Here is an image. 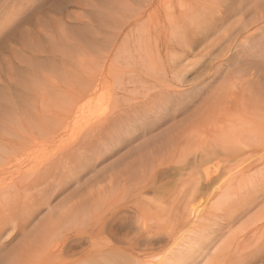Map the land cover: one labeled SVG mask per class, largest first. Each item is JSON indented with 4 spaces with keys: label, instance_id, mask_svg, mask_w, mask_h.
I'll return each mask as SVG.
<instances>
[{
    "label": "bare ground",
    "instance_id": "1",
    "mask_svg": "<svg viewBox=\"0 0 264 264\" xmlns=\"http://www.w3.org/2000/svg\"><path fill=\"white\" fill-rule=\"evenodd\" d=\"M246 1L247 0H245V1L242 0L241 3L244 4ZM121 2H123V0H121ZM157 2H158V0H157ZM161 3H163V2H161ZM260 3L263 4V6H264V0ZM92 5H95V4L92 3ZM105 5H107V6H105ZM105 5L101 6V8H99L98 10H102L105 7L110 6L108 4H105ZM97 6L99 7L100 5L96 4V7L95 6H93V7H95V9H96V8H98ZM148 6H149V4H148ZM260 6H262V5L259 4V7ZM102 7H104V8H102ZM205 7H207V6H205ZM244 7L242 8V6L241 7L239 6L236 9L230 8V9H228L229 12H227V13L225 12V14H223L225 16V18L228 15L226 19L224 18L225 20L220 19L219 22L217 21L216 23H214L212 21L213 22L212 24L209 23V25L207 24L206 26L204 25L203 27L198 26L200 24H194L196 26H192L190 28L187 25L186 26L184 25L185 28L188 27L187 29L194 28V30L192 32H193V34H196V31H197V35L199 36V40L195 39V36L192 37L193 34L190 33L191 31L188 32V31H186V29H184L181 26H180V29L176 28L177 31L175 30L176 33H174V11L173 10L172 11L167 10V9L162 10V9H160L161 8L160 7V8H158V11H156L157 9L156 10L154 9L156 12H154V10H153V12L152 11L150 12L149 9L139 8L138 11L134 10L135 12L132 10L135 14L132 11H131V13H129L130 10L128 11V15L131 16V17L129 16L130 18L128 17L127 13H125L127 16H124V17L129 18V20H127L128 18H126V20L122 19L125 22H123L121 25L126 23V25L125 24L123 25V27L125 26V29H120L118 33L112 29V31H113L112 33L114 34V32H115V33H117V35H114L113 36L114 39L111 38V41H110V45H111L110 48L112 47L111 48L112 50L110 48H109V50H111V54L108 55L109 53H107L108 58L105 61H102V62H101V60L96 61L93 65L91 64L90 68H89V65L87 66L88 70H90V71H87L90 73L89 76H91V74H92L93 75L92 79H94V80L89 79V81L91 80L90 82H92L94 85L92 86V83L86 82V84L87 83L88 84L86 86H84V88H83L84 90H86V92L83 91L82 94L86 93L85 97H87V99H89L88 98L89 95H87V92L91 91L90 92L91 94L88 93L91 96L92 93H94V89L98 88V87L95 88V84H96L95 82L96 81H95L94 77L97 78L99 76V77L103 78V76H106V75L109 77V74H113L114 72H116L115 76H117L118 84H120V85H118V86L113 85L114 87H111V85L108 84L111 87V89L110 88L108 89L107 87H106L107 89H104V87H103L102 89H104V90L101 89V90L97 91L98 90L97 89L95 91V93L93 94V97L91 96V99H89L90 101L88 100V102H87V104L90 105V108H91V104L95 105V107H92V109L86 107V109L88 108V110H86V111H83L84 109L81 110V112L83 111L82 112L83 114L81 113L82 114L81 116L76 117L77 115L76 116L74 115L75 118L73 117L74 119H78L80 121L79 122L80 126L78 128L72 129L73 127H71V129H69L67 127L68 126L67 124L64 125V123H66V122L62 123L61 121H57V123H55L51 127V129L48 128V131L46 133H50V136L52 135L53 138L54 137L55 138H64V137L69 138L70 137V139L72 140V143L69 142V146L66 144L67 146L65 149L63 148V150H54V151L48 150V152H45L43 149L44 146L42 148V146H41L42 144H41L40 145L41 147H39V148H42L43 151L42 150L41 151L44 152L45 154L48 153L46 155L47 157L44 161L40 162L41 159L43 160V158H40L41 156L40 157H39V155L37 156L38 158H40V160H39L36 156L32 155L33 157H36L35 159H37L38 162H40V163H37V162H36L37 164H35V162L31 163L32 164L31 168L28 167L29 166L28 161L19 160V159L16 160V156L12 155L15 158L14 161H16L15 166H17L18 169L20 168L22 170L23 169L25 170L26 168H24V167L28 168V170L27 169L25 170V173L21 172L22 176H20L19 178L14 176V177H16V179H14L13 176H12V178H10L8 176L10 178V179L8 178L9 183L12 185V188H14L13 190H15L16 189L15 187H17L18 188L17 192L18 191L19 192L20 191H26V190L28 192L29 189L32 190V188L33 189L37 188V191L35 190L36 194H33V196L34 197H35V195L39 196V198L37 197L38 199L35 197L37 200H34L33 196H32L33 198L31 197L32 198L31 199L30 198L31 195L29 196L28 200L31 199V200H33L34 203H30L32 201H28V200H27L28 201L27 203H26V201L22 202L23 205H21V203H20V206H22V207H24V205H25L24 203H26L25 206H27L28 208L27 207L26 208L29 210H27L25 212L26 208L24 207L25 210L23 208L22 209L24 210L23 212H25L24 217L27 216L28 217L27 220L30 221V222H28L29 223L28 225L23 224L21 229L25 232L26 229L31 228L29 226L34 224L36 220L39 221V224L36 227L33 226L34 228H31V230L29 231L30 232L29 234H32L33 230L36 232V234L33 233L34 236H32V237H30V235L27 237L26 236L27 232L26 233L22 232V233H24V235L26 234L25 237H27V238L22 240L21 245L19 246V249H18L19 253L14 254V255H17V257H20V259L21 258L24 259L23 260L24 263H25V258H26V261H29V262H32V260L33 259L35 260V258H36L34 264H49L45 260L48 257L45 258L46 255L44 256L42 253L46 254L47 252L58 251V254H59V252H61L60 254H63V253L67 254L70 252L71 253L70 258H68L67 260H65V262H62L60 264H78V262H79V258L77 257L78 254H77V252H74V250H76L77 247L82 246L81 239H90L91 245H90V247L84 249L83 253H86V255H88V256H90L91 254L94 256L100 255L99 258H102V260H104L106 262V264H113V261L109 259L110 258L109 256L111 254L115 255L114 251H118L120 253H125V252L128 253V258L130 260H133V258L135 257L136 263H132L127 257L126 258L121 257L120 261L124 264H215L216 261L214 258H217L218 253H221V252H224V253H227L228 255H230L232 258V261H233V262L231 261V263H233V264H264V188H259V187H255V186L248 187V185H246L247 187H245L244 185L241 186V184H240V183H243L242 180L245 179L244 178L246 175L245 173L248 172L249 169H251V168L244 166L240 170H237L236 172L234 171L233 174L231 173L230 175L227 172H225V173L220 172L221 174H218V176L214 180L211 179V174L209 173V170H207L209 168L205 169V171H204L205 174L202 175V177H204L206 179L207 183H201L200 180L202 179V177L199 176L197 181L195 179H194V181L192 180L193 181L192 183L194 185H192L191 187H189L185 190H182V191L180 189L179 192L173 191V193L174 194L176 193L178 195L182 194V196L184 197L183 198L184 201L187 199L192 200L196 197H200V198L202 197L203 199L206 198V201H208V202L203 207L199 208V207H191L190 206L191 202L188 201L187 209L190 210L192 208V210L189 214H192L193 212H195L196 214H193V216L190 219H186L184 217V220H186V223L182 227L176 228L174 223L171 225V227L170 226L167 227V224L172 223V221L169 222L167 220L169 223H167L165 225L166 228L161 227V226H164V224H163L164 222L161 223L162 224L161 225L160 223H158L159 221H155V223L158 224V227L156 224V226L153 229L152 227L146 226V224L144 222H142V216L144 214L145 209L141 205L144 203V201H143L144 195H146V194H158V193H160V190H162L160 188V186L157 184L156 177H157L158 171H160L161 168L166 167V166L169 167L173 163V162L171 163L170 160H171V156H172V158L174 156V130H172L171 135H169L168 136L169 138H167V139H166V137L164 138V136L161 137V135H155V137H153V141L151 140L152 144L147 145V146L145 145L146 146L145 151L141 150V151L137 152L138 151L137 150L135 153H132V154L127 153L123 156L120 154L122 156V159H120L119 157H117V158H119L121 160V163L119 162L121 164V167L117 166L118 164L116 165L115 163H113L114 166L116 165L118 168L117 167H116L117 169L112 168L111 172L109 171V173H107L106 170L104 171V168H107L106 167L107 163H105V167L103 168V170L101 168L104 165L100 166L101 164H104L105 161L108 162L109 159H111L112 157L114 158V156H115V158H116V154L118 152L122 153L123 151H125L123 149H125L127 147V145H131V144L135 143L140 137L146 136V135L149 136L151 133L158 131L164 125V123L161 122L162 121L161 119L164 120L165 117L166 118L167 117H169V118L174 117V106H176V104L178 106H180V105L183 106V104L185 103L184 97L188 95L187 92H189L190 90L192 91V89H193V88L189 87L187 89L174 91V79L178 80L180 87H184L187 85L186 84L187 83L186 74L189 73L190 70H192V69L194 70V68L196 67V65H198L200 60H202L203 58H206V56L207 57L209 55L211 56L214 47L218 44V42L212 43L209 41L210 40V37H209L210 34L213 32L214 29L218 28L220 23L222 24V23H224V21L227 20L226 22H228V20L232 19L233 15H234V17L236 16V18H237V15H242V13L244 12V9H245ZM187 8H189V7H187ZM141 9H143V10L140 11ZM247 9L248 8L246 7L245 11ZM113 10H114V12H116V10L113 8L111 10H108V11H110L109 13H111V12H113ZM124 10L127 11L126 9H124ZM189 10H191V9H189ZM186 11H187V9H186ZM186 11L184 10V12H186ZM213 12H212V14H213ZM252 12H249V14ZM132 13L134 15H132ZM187 13L189 14V12H187ZM210 13L207 14L208 16H206V17L209 18V16H211ZM247 13L248 12H246V14ZM120 14H121V12H120ZM181 14H180V16H181ZM204 14L205 13H203V15ZM118 15H119V13H118ZM185 15H186V13H185ZM185 15L183 16V19H186ZM203 15L201 14V16H203ZM191 16H192V13H191ZM193 16H197V15H193ZM122 17H123V15H122ZM197 17H199V16H197ZM203 17H205V16H203ZM260 17H262V16H260ZM208 18H207V21H208ZM130 19H131V21H130ZM202 19H204V18H202ZM242 19H241V21H242ZM149 20H151V21H149ZM261 20H262V18H261ZM127 21H128V23H127ZM187 21H189V20H187ZM263 21H264V18H263ZM191 22H192V20H191ZM182 23L184 24L183 21H182ZM242 23H241V26H242ZM190 24L193 25V22ZM238 24H236V25H238ZM250 25H253V24H250ZM116 26L117 25H115L114 27H116ZM114 27H112V28H114ZM118 27L123 28L120 26H118ZM246 27H247V25H246ZM246 27L240 29L239 31H234L233 30L234 28H233L231 31L233 33L237 32L236 34H238V36L237 35L236 36H237V39H239V38H241V33L245 30L247 31L248 28H246ZM263 27L260 30H263ZM235 28H237V27H235ZM239 28H241V27L239 26ZM221 29H223V28L221 27L220 31H222ZM227 29H228V27H227ZM238 29H236V30H238ZM65 31H67V30H65ZM223 31H225V30L223 29ZM256 31L258 32V29ZM257 32H256V34H257ZM254 33L255 32H253L251 35H247V36H253L254 38L257 37ZM214 34H212V35H214ZM108 35H110V37L112 36L111 34H108ZM174 35H177V36H174ZM228 35H230V34L227 33L226 36H228ZM63 37H64V39H61V40H64V41L66 40V43L71 40L65 36H63ZM228 38H229V36H228ZM67 39H68V41H67ZM214 39H216V38H214ZM222 41H223V39H222ZM235 42H236V40H235ZM207 43H210V44L207 45ZM222 46H223V44H222ZM178 47H182L183 50L180 48L181 51L176 52L177 51L176 48H178ZM245 48H246V46H245ZM178 50H179V48H178ZM245 50L248 51L247 49H245ZM43 51H45V50L43 49ZM59 51L60 50H58V53H59ZM97 51H96V53H97ZM100 51L98 52V54L101 53ZM105 51H108V50H105ZM240 52H241V50H240ZM236 53H238V51H236L234 53L232 52V54H236ZM191 55L193 56L194 59L196 58L198 60V58H199L200 60L199 61H193V62H192V60L190 61L189 57ZM230 57H232V56H230ZM188 59L190 62L189 61L187 62ZM226 62H228V61H226ZM82 65H84V64H82ZM45 66H46L45 64L44 65L42 64V66H41L40 71L42 73L41 74L42 77H44L46 74L45 73L46 72ZM84 66H86V65H84ZM201 69H202V67H201ZM201 69H199V70L201 71ZM205 73L206 72H204V74ZM124 77H126V79ZM211 77H208V79H206V80L209 81V79ZM45 78H46V76H45ZM110 78H111V76H110ZM80 79H82V78H80ZM98 79L100 80V78H98ZM198 79H196V80H198ZM86 80H88V79H86ZM82 81H84V80H82ZM100 81H102V80H100ZM104 81H105V79H104ZM104 81H102V82H104ZM125 82L127 83V86L120 87L121 85H124ZM75 84H72V85L69 84V86L74 85V87H75ZM128 85H133L135 88L139 87V88H141V90L138 89L139 90L138 91L137 89L133 88L132 94L131 95L127 94V92H129V89L131 87V86L129 87ZM97 86H98V84H97ZM196 86H197L196 88H198L200 86V84H196ZM85 87H89V88L85 89ZM32 88L34 89V87H32ZM45 89L46 88H44V90ZM71 90H73V89H71ZM133 90H136L137 92L136 91L133 92ZM195 90H198V89H195ZM57 91H60V90H57ZM138 92L139 93L141 92V93L139 94ZM24 93H27V92L24 91ZM133 93L134 94L138 93V94L133 95ZM193 93L195 94V92H193ZM41 94H42V92H41ZM82 94H81V96H82ZM23 95H25V94H23ZM62 95H64V94H62ZM61 96H58V97H61ZM65 96H64V98H65ZM247 96H248V94H247ZM43 98H45V97H43ZM80 98H82V97L79 96V99ZM40 100H41V98H40ZM65 101H69V100H65ZM76 101H78L77 98H76ZM76 101H74L75 104H76ZM85 101H87V100H85ZM85 101H84V104H86ZM104 101L105 102L111 101V104L113 102L115 105H117L116 108L119 107V110L117 111L115 109L117 111V112H115V111H110L112 108L109 111H105L104 108H99L98 105H101L102 102H104ZM242 101H243V99H242ZM8 102H10V100H8ZM70 102H71V100H70ZM186 102H188V100H186ZM79 103L76 105L73 102H72V104L69 103V104H71V107H68L69 108L68 112L72 113V110L74 111V109L77 105L80 108L81 105H79ZM111 104H109V106ZM114 104H113V106H115ZM262 104H264V101L262 102ZM262 104H259V105H262ZM10 105L11 104H9V106ZM73 105H75V106H73ZM226 105H227V103H226ZM3 107H4V105H3ZM53 107H55V106H53ZM110 107H106V108L108 109ZM64 108H67V105L64 106ZM252 108H254V107H252ZM252 108H250V109H252ZM8 109L10 110L9 112H11V114H12L13 112L16 111V109H19V108L11 106V107H8ZM113 109H114V107H113ZM60 110H62V108ZM258 111H260V110H258ZM57 112H58V110H57ZM61 112H63V110ZM71 113H69L68 115H65V116L68 117ZM46 119H48V118H46ZM78 120H74L75 123H76V121L78 122ZM44 121L47 122L46 120H44ZM64 121H68V119L65 118ZM164 122H165V120H164ZM242 122L243 121H240L239 123H242ZM246 122H249V121H246ZM67 123H70V122L68 121ZM239 123L237 122V124H239ZM250 123L251 122H249L248 125H250ZM42 125H44V124H42ZM251 125H253V123ZM254 125H256V124H254ZM262 125H264V124H262ZM232 126L233 125H230L229 127L231 128ZM246 126L247 125L245 124V128H247ZM43 127H46V126H43ZM255 127H258V124L256 126H254L253 128L255 129ZM230 128H228L227 130H229ZM219 129H221V128H219ZM238 129L239 128H237V131H238ZM263 129H264V127H263ZM40 130H42V129H40ZM221 130L223 132H225L223 129H221ZM221 130H219V131H221ZM232 130H229V131H231V133L235 132L234 128ZM229 131H227V132H229ZM242 131L246 132V130H242ZM242 131H240V133L236 132V133H234V135L231 134V136L224 135L221 137V135H216L215 140H211L212 138L210 139L209 135L208 136L206 135V137L209 138L210 142H208V140L203 141L206 143V145H204L205 148H203L202 150L200 149L201 147L199 148L201 150V151H199L201 153L200 154L201 157L202 158L203 157L208 158V156H212V158H213L217 154H218L217 156H221V153H222V154H224L223 157L227 158L226 154L231 149L230 147L233 146V143L238 144L239 142H241V143H239L240 147H242V145L244 146L245 144L246 145L250 144L248 146L251 147V143H252V146L254 143L255 144L254 148L259 146L260 144L263 145V143H264L262 141V138H264L263 137L264 136L263 131H259V132L257 131V133H259V134L262 132L263 133L260 134V137L257 134L255 136L256 138L255 137H253L254 139L251 138L253 140L252 141L249 140L250 142H248V143H246L244 140L246 138H247L246 140H248V137L250 138L251 133L248 134L249 131L247 130L248 133H244L243 135H240V134H242L241 133ZM148 133H150V134H148ZM218 133H220V132H218ZM254 133H256V132H254ZM40 135H41V133H40ZM40 135H39V137H40ZM47 135H49V134H47ZM166 135H168V134H166ZM180 136L182 137V135H180ZM257 136H258V138H260L259 140L262 141V143H260L259 140H258L259 142H257V140H255V139H257ZM225 138H226V140H225ZM187 139H189V138H187ZM213 139H214V137H213ZM254 140L256 142H253ZM257 143H260V144L257 145ZM44 145H46V143ZM57 146H59V145H57ZM248 146H244V147H246V150H245L246 152L245 151L242 152V150L239 149L240 147L237 148V146H236V149H238L241 152V153L240 152H238V153H240L242 155H239L237 153L238 150H236V149H234V151L230 150L231 152L236 151L235 153L238 154L237 157H239V159H240L239 160L240 164H238V165H244L248 160H250L252 158V155H250L249 154L250 152H247V150L248 151H249V149H252V151H254V150H253V147L247 149ZM260 147H262V146H260ZM260 149H262V148H260ZM28 151H29V149H28ZM39 153H40V151H39ZM219 153H220V155H219ZM246 155H248V156H246ZM259 155L262 156L263 154L260 153L257 155V157ZM17 156H18V154H17ZM22 156H21V158H25V155H24V157H22ZM253 156H254V153H253ZM255 156H254V158H255ZM260 156H259V158H260ZM5 157H7V156H5ZM28 157H30L29 160H32V161L34 160L33 157L32 158H31V156H28ZM28 157H26V159ZM42 157H45V156L42 154ZM115 158H114V160H115ZM1 159H3V157L0 158V164L7 163L9 165L12 162V161L10 162V160H7V159H11L10 157H7L6 159L4 158L5 161H3L4 159L3 160H1ZM119 159H117V160H119ZM260 159H262V158H260ZM210 160H211V158H210ZM228 161H230V160H228ZM206 162H209V160ZM223 162H224V159H223ZM248 162H250V161H248ZM228 164H230V162ZM173 165H174V163H173ZM238 165H236V167ZM112 166L113 165H111V167ZM98 167H99V169L102 170L100 176H98V172H99ZM111 167L109 169H111ZM230 169H229V171H230ZM19 170H17V172ZM90 173H93V174L96 173V175H94L96 177V180L93 183H98L97 181H99L100 178L103 176L101 180L105 179V182L107 181V184L105 183L106 187H104V186H102V188L98 187V191H97L98 197L97 198L94 197L95 199H93L94 195L91 196L92 197L91 198L89 196V193H88L89 197H86L83 199L82 197H85L87 195L86 193L88 191H87V189L84 188L86 193L83 194V192H80L82 190H80L79 188H82V186H83L81 179L85 174H90ZM18 174H20V173H18ZM105 174H107V175H105ZM200 174H201V172L199 173V175ZM227 174L229 176L226 179ZM234 179L237 180L236 184L230 185V183L234 182L233 181ZM3 183H2V186L5 184V183L4 184ZM99 183H98V185H99ZM6 184H7V182H6ZM90 185L93 186L92 183ZM73 186H75L76 188ZM71 187L73 188V190L76 189V191L70 197L76 198L79 195L78 197L81 196L80 199H82V200L79 201V200H77L78 199L77 198L75 201L74 199H71L68 196V198L65 197L66 199L59 201L56 205L53 206V203L55 201H57L58 199H61V197H63V195L66 194V192ZM95 187H97L96 184H95ZM90 188L88 190H90ZM4 190H1V191H4ZM7 190L8 189H6V191ZM72 191L70 190V192H72ZM17 192L13 193V194L17 195ZM8 193H9V190H8ZM24 193H26V192H24ZM33 193H34V191H33ZM67 193H69V192H67ZM257 193H259V195H255ZM7 194H4L2 196L3 197L7 196ZM10 195H11V193L8 194L7 197H9ZM83 195H85V196H83ZM129 196L132 197L131 200H128ZM23 197H26V196H22V198ZM4 199H5V197H4ZM8 199H10V198H8ZM71 200L73 202L72 204H71ZM10 202H12V200H10ZM29 203H30V205H29ZM121 207L123 208V210L120 213ZM47 211L49 212V216L46 215V217H45L44 216L45 214L43 215V213L44 212L48 213ZM154 214L156 216H158V212H155ZM42 215L44 216V218ZM166 216L169 217L168 219H171L170 217H172V216H169L168 214H166ZM41 218H43V219L41 220ZM140 218H141V223H140ZM87 219L92 220V226L89 229L87 226H82V227L79 226L81 229L77 235L73 234L74 236H65V237H61L59 235L60 234L59 232L62 231L61 230V231H58V233H59L58 235L61 238H56L55 235H54L55 238H53V234H55V232H56L55 231L56 227H58V224H61L62 221H63V223L67 222V221L68 222L73 221V223H74V221H77V223H76V226H77V224L78 225H81V224L84 225V223ZM116 219L119 220V224L114 226L117 228L124 227L126 225L127 226H129V225L136 226L138 224L137 230H136V232L133 233V236L130 237L132 234L128 233L127 236L125 237L124 240H126L127 243L122 241V240H118V243H117L115 241V238L110 239V237L108 235L109 233H111L110 232L111 226L109 224V221H112V220L116 221ZM5 221H6V219L5 220L0 219V242L3 241V240L1 241V239L4 235L11 232L9 230L5 231V229H4V226H6ZM21 222H23V221H21ZM7 227H8V225H7ZM173 227H174V229H173ZM84 229H86V231ZM9 235H11V234L9 233ZM95 235H97V237ZM16 238L17 237L15 235H13L8 243H6V244L1 243V245H0L1 250H4V249L8 248V246H11L12 242H14L16 240ZM94 238H96V239L94 240ZM112 241H115L116 244H114ZM2 247H3V249H2ZM37 251H38V254L35 253ZM140 252H145V254H148L149 257L147 258V256H145L143 258H140L139 254H135V253H140ZM10 254H12V253H8V255L6 256V258L9 260V264H10ZM17 257L14 258V260L12 262H15L16 260L18 262H20L22 260V259L20 260L19 258H18L19 259L18 260ZM30 258H32L31 261H30ZM210 258H211V260H210Z\"/></svg>",
    "mask_w": 264,
    "mask_h": 264
},
{
    "label": "rangeland",
    "instance_id": "2",
    "mask_svg": "<svg viewBox=\"0 0 264 264\" xmlns=\"http://www.w3.org/2000/svg\"><path fill=\"white\" fill-rule=\"evenodd\" d=\"M125 1L126 0H123V2H121V0H0V147H1L0 148V156H1L0 158L3 157V159L4 158L6 159L7 157H10L11 159H7V160H10V162L12 161L9 165L7 163L0 164V187L2 186L3 182L5 183V184L3 183L4 185L0 188V192L2 193V194L0 193L1 194L0 195L1 196L0 197V205H1L0 206V219L2 220L6 219L5 221L6 226H4L5 231L6 230L11 231L9 232L11 235L7 233L9 236L6 234L2 237L1 241L2 240L3 241L0 242V245L1 243L2 244L8 243L13 235L17 237L16 240L12 242V245L8 246V248L4 250H1L0 248V264H9V260L6 258L8 253H12L10 254V264H23L24 263L23 261L24 259L21 258L22 259L21 260L20 257H17V255H14V254L19 253L18 249H19V246L21 245L22 240L27 238L29 235L30 237L34 236L33 233L36 234L34 230L32 233L33 235L29 234L30 233L29 231L31 230V228H34L38 226L39 224V221L36 220L34 224L29 226L31 228L28 227L29 229H26L25 232L21 229L23 224L28 225L29 224L28 222H30L27 220L28 218L27 216H25L26 218L24 217V213L27 210H29L27 209L28 207L25 205L28 201H32L30 203H34L33 200L31 199L34 197L33 194H36L35 190L37 191V188H34V189L32 188L34 193L31 189H29L28 192L27 190L17 192L18 188L15 187L16 191L13 190L14 188H12V185L9 183V179L12 178V176L14 179H16V177L19 178L20 176H22L21 172L25 173V170L26 169L28 170L27 167H24L26 168L25 170L24 169L22 170L20 168L19 170L18 167L15 166L16 161H14L15 158L13 156H16V160L19 159V160L28 161V165H29L28 167L31 168L32 167L31 163L35 162V164H37L46 159L47 157L46 155L48 153L45 154L44 152H42L43 149L45 152H48V150L54 151V150H63V148L65 149L67 145L69 146V142L72 143V140L70 139V137L69 138L68 137H64V138L54 137L53 138L52 135L50 136V133H46L48 131V128L51 129V127L55 123H57V121H61L62 123L66 122L64 123V125L67 124L68 126L67 125L66 126L69 129H71V127H73L72 129L78 128L80 126V123H79L80 121L78 119H74L75 118L74 115L75 116L77 115L76 117H79L83 114L82 113L83 111H86L88 110V108H90V105H88L87 102L89 99H91V96L93 97V94L95 93V91L97 89H98L97 91H99L103 87L104 89H107V88L111 89V87H114L115 85L116 86L120 85L118 84L117 76H115L116 72L114 73L112 72L113 74H109V77L107 75L103 76V78L99 76L97 78L94 77L96 81L95 88L97 87L98 88L94 89V93H92L91 96H90L91 91L87 92V95H89L88 97L89 99L85 97L86 93L82 94L83 91L86 92V90L83 89L84 86L88 84V83L86 84V82H90L91 80H94L92 79L93 78L92 74L91 76H89L90 73L87 71H90V70H88L87 66L89 65V68H90L91 64L93 65L96 61L101 60L102 62L108 58V55L111 54V50H112L111 49L112 47L110 48L111 38H113L114 35H117L120 29H125V26L123 27V25L124 24L126 25V23H124L123 25L121 24L125 22L123 21L124 19L126 20V18L130 16L128 15L129 10H130L129 13H131L132 10L138 11L139 8L149 9L150 12L151 11L153 12L154 9L155 10L157 9L156 11H158V8L160 7H161L160 9L162 10L163 9L165 10L167 9L171 11L173 10L174 11V33H176L177 31L176 28L180 29V26H181L184 29H186V31L188 32L191 31L190 33L193 34L192 31L194 30V28H191V29H187V28L196 26L194 24H200L198 26L203 27L204 25L205 26L207 24L209 25V23L212 24L213 22L214 23H216L217 21L219 22L220 19L223 20L225 18L223 14H225V12L226 13L229 12L228 9L230 8L236 9L239 6L240 7L242 6V8L245 6L244 7L245 9L246 7L249 9V10L247 9L248 11L247 10L245 11L244 9V12L242 13V15H237V18L236 16L234 17L233 15L232 16L233 20L230 19L228 20V22H226L227 21L226 20L224 21V23H222L223 25L220 23L218 28L213 30V32L209 36L210 37L209 41L212 43L218 42V44L214 47L211 56L210 55L208 57L206 56V58H203L202 60H200L199 58L198 60L196 58L194 59L192 55L189 57L190 61L192 60V62L199 61V60L200 61L198 65H196L194 70L192 69L193 71L190 70V72L186 74V80H187L186 86L180 87L178 80L174 79V91L187 89L189 87L193 88L192 91L190 90L189 92H187L188 95L184 97L185 98V103L183 104L184 107L181 105L178 106L176 104V106H174V117L172 118L165 117L164 118L165 122L163 119H161L162 121L161 120L160 121L163 122L164 125L158 131L151 133V134L148 133L150 134L149 136L146 135V136L140 137L135 143L131 145H127V147L128 146L129 147L128 148L126 147L127 149L126 148L123 149L125 150L123 151L124 153L122 152L123 154L118 152L117 153L118 155L116 154V158L114 156L115 160L112 157L111 159H109L108 162L105 161L104 164L100 165V166L104 165L102 168L100 166L99 167L103 170V168L105 167V163H107L106 164L107 168H104V171L106 170L107 173H109V171L111 172L112 168L114 169L117 166L121 167L120 159H122L123 155L127 153L128 154L135 153L137 150H138L137 152L141 150L145 151L146 150L145 147L147 145L152 144L153 137H155V135H161V137L164 136V138L166 137L167 139L169 138L168 136L171 135L172 130H174V156L173 158L171 156V160H170V162L171 163L173 162L174 165L173 163L172 164L170 163L171 165L169 167L168 166L163 167L160 169V171H158L156 181L162 190H160V193L158 194L144 195V200H143L144 203L141 205L145 209L144 214L142 216V222H144L146 226L152 227L153 229L157 224L155 223V221H159L158 223L160 224L164 222L163 223L164 226H161L163 228H166L165 225L169 223L170 221H172V223L167 224V227L169 226L171 227L173 223L175 224L176 228L182 227L186 223V220H184V217L186 219H190L193 216V214H196L195 212H193L192 214H189L192 208L190 210L187 209L188 201L191 202L190 203L191 207H199V208L203 207L208 202L206 201V198L203 199L202 197L201 198L196 197L194 198L195 200L187 199L184 201L183 200L184 197L182 196V194L178 195L176 193L175 194L173 193V191L179 192L180 189L182 191L194 185L192 183L194 179L197 181L199 176L202 177V175L205 174L204 173L205 169L207 168H209L207 170H209V173L211 174V179L214 180L218 176V174H221L222 172L223 173L227 172L230 175L231 173L233 174L234 171L236 172L237 170H240L244 166L249 167L251 169H249V171L245 173L246 174L244 177L245 179L242 180L243 183H240L241 186L244 185L245 187H247L246 185H248V187L255 186L259 188H264V157H263L264 156V146H263L264 143L263 145L260 144L262 143V141L264 142V138H262V141H260L259 140L260 138H258L257 136V139L255 140H257V142L260 141V143H257V145L258 144L260 145L259 146L256 145L257 147L255 148H254L255 146L254 143H253V146L251 143V147L248 146L250 144L246 145L244 143L245 144L244 146H248L247 149L253 147V150H254V151H252V149H249V151L247 150V152H250L249 154L252 155V158L248 160L250 162L247 161L244 165H238L240 164V161H239L240 159L237 156L238 154L239 155H242V154H240L241 152L238 149H236V146L237 148H239L240 147L239 143L241 142H239L238 144L233 143V146L230 147L231 148L230 150L234 151V149H236L238 150L237 153L238 152L240 153L237 154L235 153L236 151L231 152L229 150V152H227L226 154L227 158L223 157L224 154L222 153H221V156H217L218 155L217 154L213 158L212 156H208V158L207 157L202 158L200 155L201 153L199 152L203 148H205L204 145H206V143L203 141L208 140V142H210L209 138H207L206 135L207 136L209 135L210 139L212 138L211 140H215L216 135H221V137L224 135L231 136V134L234 135V133L236 132L240 133V131L246 130V132L242 131L241 132L242 134L240 135H243L244 133H248L249 131L248 134L251 133L250 138L248 137V140H246L247 138L244 140L246 143H248L250 142L249 140L252 141L254 139L253 137H255L257 134L260 137V134L264 132V129H263L264 125H262L264 124V119H263L264 118V110H263L264 104H262V102L264 101L263 99L264 98L263 96L264 95V35H263L264 34V31H263L264 30V27H263L264 26V21H263L264 6L263 4L260 3L263 0H260V1L259 0H247L244 4L241 3L242 0H201V1L200 0H196V1L195 0H170V1L169 0H160V1L158 0V2L157 0H127L126 2ZM91 2L95 5H92ZM96 4L100 5L99 7L97 6L98 7L96 8L97 10L95 9ZM105 4H108L110 6L105 7V8L102 7L104 9L98 10L99 8H101V6H104ZM259 4L262 6L259 7ZM162 6L163 7L165 6V7L163 8ZM111 7L115 9L116 12H114L113 10L114 13L113 12H111L112 14L109 13L110 11L108 10H111L112 9ZM124 9H126L127 11H125ZM142 10L143 9H141L140 11ZM155 10L154 12H156ZM184 10L186 12H184ZM187 12H189V14ZM246 12L248 13L246 14ZM249 12H252V13L249 14ZM125 13H127L128 17H124V16H127ZM133 13L132 15L135 14ZM191 13H192V16H191ZM203 13L205 14L203 15ZM209 13L211 16H209L208 18L206 16H208L207 14ZM180 14L182 17L180 16ZM201 14L205 17L201 16ZM122 15L124 18L122 17ZM184 15L186 19H183ZM193 15H197L199 17L193 16ZM129 18L127 20H129ZM207 18H208V21H207ZM191 20L193 22V25L190 24L192 23ZM182 21L184 22V24L182 23ZM241 23H242V26H241ZM250 24H253V25H250ZM113 25L114 26L117 25L116 26L117 28L114 27ZM184 25L185 26L187 25L188 27L185 28ZM118 26L123 27V28H119ZM239 26L241 28H239ZM221 27L225 31H223V29H221L222 31H220ZM227 27L230 31L233 28H234L233 29L234 31H239L240 29L244 27L248 29L247 31L245 30L241 33V38L237 39V36H238V34H236L237 32L236 33L235 32L233 33L232 31L230 32L227 29ZM262 27H263V30H260ZM112 29L115 30V32L117 33L114 32L113 34ZM257 29H258V32L256 31ZM253 32H255L254 34L257 37L254 38L253 36H247V35H251ZM227 33L230 34L228 35L229 38L228 36H226ZM108 34H111V35L113 34V35L110 37V35ZM63 36L71 40L68 41L67 39L68 42L66 43V40L65 41L61 40V39H64ZM174 36H177V35H174ZM193 36H195V39L199 40L197 31H196V34L192 35V37ZM208 44L210 43H207V45ZM109 48L111 50H109ZM178 48H176L177 50V51L175 50L176 52L181 51V49L183 50L182 47H178ZM43 49L45 51H43ZM57 49L60 50L59 53ZM245 49H247L248 51H246ZM105 50H108L109 52ZM99 51L101 52L100 53L101 55L98 54ZM236 51H238L239 54L238 53L232 54V52L234 53ZM107 53L109 54L107 55ZM188 61L189 59L187 60V62ZM226 61L228 62L230 61V62L228 63ZM42 64L46 65L45 66L46 72L44 71L46 73L45 74L46 78L45 76L42 77L41 75L42 73L40 70H41ZM199 69H201V71ZM204 72L206 73L204 74ZM208 77H211L209 81L206 80L208 79ZM98 78H100V80L102 81H104L105 79V81L102 82ZM124 78L126 79V77ZM89 79L91 80L89 81ZM126 82L124 83V85H121L120 87L127 86ZM69 84L70 85L75 84V87L74 85L69 86ZM108 84L111 85V87ZM196 84H200V86L196 88L197 87ZM93 85L94 84L92 83V86ZM128 86L129 87L131 86L130 87L131 90L129 89V92H127V94L131 95L132 89L135 87L133 85H128ZM32 87H34V89ZM44 88L46 89L44 90ZM86 88H89V87H85V89ZM135 89L141 90V88L139 87ZM195 89H198V90H195ZM57 90H60V91H57ZM24 91L27 93H24ZM135 91L136 90H133V92ZM193 92H195V94ZM22 93L25 95H23ZM138 93H135V94L133 93V95H137ZM58 96H61V97H58ZM79 96L82 98L84 97V98L79 99ZM43 97H45L47 100ZM76 98L78 101H76ZM84 99L87 101H85ZM242 99L244 102L242 101ZM8 100H10V102H8ZM65 100H69V101H65ZM186 100H188V102H186ZM74 101H76V104L80 102L79 105H81L82 107L80 106L79 108V106L77 105L74 111L72 110V113L68 112V109H69L68 107H71L72 102L75 104ZM84 101L86 102V104H84ZM9 104L11 105L9 106ZM109 104H111V101H106V102L104 101L102 102L101 105H98V106L99 108H104L105 111H109L111 108L112 109L110 111L117 112L119 110V107L116 108L117 105H115L113 102L110 105L111 107L109 106ZM113 104L115 106H113ZM259 104H262V105H259ZM3 105L5 108L3 107ZM66 105H67V108H64V106ZM11 106H14L19 109H16V111L11 114V112H9L10 110L8 109V107H11ZM112 106L114 107V109ZM86 107L88 108L86 109ZM92 107H95V105L91 104L90 109H92ZM106 107H110V108L107 109ZM59 108L60 109L62 108L63 112H61L62 110H60ZM81 110L83 111L81 112ZM69 113L71 114L68 117L65 116V115H68ZM65 118L68 119L70 123H67L68 121H64ZM44 120H46L47 122H45ZM74 120H78V122L76 121L75 123ZM239 120L243 122L239 123L240 122ZM39 121L44 125H42ZM246 121L251 122L250 125H248L249 122H246ZM237 122L239 124H237ZM252 123L253 125H251ZM229 124L233 126L230 128ZM245 124L247 125L246 126L247 128L249 127L248 129L245 128ZM254 124L256 125L258 124V127H255V129L253 128L254 126H256ZM43 126H46V127H43ZM235 126L239 128L238 131ZM227 127L230 128L229 130H232L234 128L235 132L231 133V131L227 130L228 129ZM39 128L42 130H40ZM219 128L223 129L225 132H223ZM226 130L229 131L230 133L227 132ZM257 131L258 132L263 131V132L259 134L257 133ZM218 132H220L221 134ZM165 133L168 135H166ZM180 135H182V137ZM255 140L253 142H256ZM45 143L46 145H44ZM40 145L42 146V148L44 146V148L43 149L39 148L41 147ZM244 146L242 145V147L239 148L242 150V152L246 150V147ZM259 147L262 149H260ZM252 152L254 153V156L256 155L255 158ZM260 153L263 154L262 156L259 155L260 158L262 159H260L259 156L257 157V155ZM42 154L45 157H42ZM24 155H25V158H21V156L24 157ZM32 155L36 157L39 155V157L41 156L40 158H43V160L42 159L40 160V158L37 157L40 160V162H38V160L35 159L36 157H33ZM28 156H31V158L33 157L34 160L33 161L29 160L30 157ZM26 157L28 158L26 159ZM117 157H119L120 159ZM209 157L211 158V160ZM5 159L3 161H5ZM223 159H224V162H223ZM208 160L209 162H206ZM227 162L228 163L230 162V164H228ZM113 163H115L116 165L118 164V165L114 166ZM111 165H113L114 167L113 166L111 167ZM236 165L238 166L236 167ZM109 166L111 167V169H109L110 168ZM101 169H99L98 176L101 175V171H102ZM17 170L19 171L17 172ZM200 172L201 174L199 175ZM228 174L226 176V179L229 176ZM94 175H96V173L85 174L81 179L83 186L82 188H79L80 190H82L80 192H83V194H85L86 193L85 189H87L88 191L86 193L87 194L86 196L83 195L85 196V197H82L83 199L89 196L91 197L93 195H94L93 199L97 198L98 197V194H97L98 187L99 188H102V186L106 187L105 183L107 184V181L105 182V179L101 180L103 176L100 178L101 181L100 180L97 181L98 183L100 182L99 185L98 183H93L96 180V177ZM200 181L201 183H207L204 177H202ZM233 181L235 183L234 182L230 183V185L236 184L237 180L234 179ZM91 183L93 184V186L90 185ZM95 184L97 185V187H95ZM89 188L90 190H88ZM6 189L9 190V193H8V190L6 191ZM1 190H4V191H1ZM70 190L72 191L73 188L71 187L67 191L69 193L66 192V194H64L63 197H61V199H58L57 201H55L53 203V206L56 205L59 201L68 198V196L70 197L76 191V189L73 190L72 192H70ZM16 192H17V195L13 194ZM7 193L8 194L11 193V195L7 197L8 196ZM88 193H89V196H88ZM4 194H7V196H4L5 199L2 196ZM255 195H259V193ZM22 196H26V197L28 196V197L22 198ZM29 196L30 198L32 196L33 197L30 200H28ZM78 196L77 197L75 196L76 198H73V197L72 198L70 197V198L74 199L75 201L77 198H78L77 200L79 201L82 200L80 199L81 196L80 197ZM35 197L39 198L38 195L37 196L35 195ZM35 197L33 199L37 200L38 198L36 199ZM131 199L132 197L129 196L128 200H131ZM10 200H12V202H10ZM25 201L26 203H24L25 204L24 207L25 208L27 207L26 210L24 207L20 206V203L21 205H23L22 202H25ZM72 203L73 202L71 200V204ZM22 208L25 210V212H23L24 210ZM122 210L123 208L121 207L120 213L122 212ZM155 212H158L159 217L154 214ZM166 214H168L169 216H172L170 217L171 219H168L169 217H167ZM43 215L45 217L46 215L49 216V212L48 213L44 212ZM43 218H41V220ZM62 223L58 224V227H56V230H55L56 232L55 234H53V238H55V236L56 238H61L65 236H74L73 234L77 235L78 232L80 231L81 228L79 226L81 227L87 226L88 229L92 226L91 219L90 220L87 219L84 225L77 224V226H76L77 221H74V223L73 221L72 222L67 221V222H64L63 224ZM140 223H141V218H140ZM109 224L111 226V229H110L111 233H109L108 235L110 239L115 238V241L117 243H118V240H122L127 243V241L124 240L125 237L127 236L128 233L132 234L130 236L132 237L133 233L136 232L137 225H138V224L136 226L126 225L120 228L114 227L115 225L119 224L118 219H116V221L114 220L109 221ZM157 227H158V224H157ZM84 230L86 231V229ZM58 231H61L59 232L60 234L58 233ZM22 232L24 233L27 232L26 233L27 235L25 234L27 237H25L24 233ZM95 236L97 237V235ZM95 239L96 238H94V240ZM115 241H112V242L116 244ZM81 242H82V246L77 247L76 250H74V252H77L78 254L77 255V257L79 258L78 264H106V262L102 260V258H99L100 255L94 256L91 254L90 256H88L86 255V253H83L84 249L90 247L91 245L90 239H81ZM114 252H115V255L111 254L109 256L110 257L109 259L113 261V264H124L120 261V258L121 257L128 258V253L126 252L120 253L118 251H114ZM35 253L38 254V251ZM60 253L61 252H59L58 254V251H54V252H47L46 254L44 253L42 254L44 256L46 255L45 258L48 257L47 259L45 258L44 259L49 264H60L62 262H65V260H67L68 258H70V254H71L70 252L67 254L65 253L60 254ZM135 254H139L140 258H143L145 256H147V258L149 257L148 254H145V252H140V253H135ZM15 256L17 257V259L19 258L21 261L18 262L16 260L15 262H12L14 258H16ZM31 259L32 258H30V261ZM214 259L216 261V262L214 261L215 264H228V263L233 264L231 263L232 261L231 256L224 252L218 253L217 258H214ZM35 260L33 259L32 262H29V261H26V258H25L24 264H30V263L34 264ZM130 261L132 263H136L135 257L133 258V260H130Z\"/></svg>",
    "mask_w": 264,
    "mask_h": 264
}]
</instances>
